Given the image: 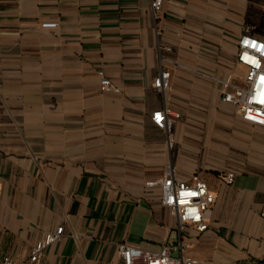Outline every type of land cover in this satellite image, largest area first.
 Returning <instances> with one entry per match:
<instances>
[{
	"label": "crops",
	"instance_id": "0c3cea01",
	"mask_svg": "<svg viewBox=\"0 0 264 264\" xmlns=\"http://www.w3.org/2000/svg\"><path fill=\"white\" fill-rule=\"evenodd\" d=\"M0 0V249L27 264H124L158 252L178 221L168 168L198 173L216 203L182 232L200 264H264V128L222 100L245 32L264 39V0ZM55 23V27L45 24ZM163 70L171 88L154 87ZM99 72L119 93L100 90ZM179 118L171 133L153 112ZM234 174L228 185L224 176Z\"/></svg>",
	"mask_w": 264,
	"mask_h": 264
},
{
	"label": "built area",
	"instance_id": "2783aa9c",
	"mask_svg": "<svg viewBox=\"0 0 264 264\" xmlns=\"http://www.w3.org/2000/svg\"><path fill=\"white\" fill-rule=\"evenodd\" d=\"M163 6V0H152L151 9L157 16ZM55 27L56 24H45ZM100 90L106 93H119L120 89L104 72H99ZM171 72L163 70L154 81V87L165 93L171 88ZM222 86V100L236 107L240 118L249 124L264 128V39L245 32L237 42L235 66L225 80H218ZM179 118L170 109L164 108L152 114L154 125L168 134L171 133L175 120ZM224 181L232 185L234 174L228 173ZM162 204L169 214L178 221V233L158 252L147 251L127 244H119L118 252L124 264H200L184 251L188 244L184 241L182 232L192 227L198 234L209 229L206 220L207 212L216 203V197L211 192L208 183L200 174H194L190 181L178 180L172 169L168 168L161 182ZM264 217V213L262 214ZM64 235L63 227L49 232L35 244L27 264H40L44 250ZM0 264H19L12 258L4 256L0 249Z\"/></svg>",
	"mask_w": 264,
	"mask_h": 264
}]
</instances>
